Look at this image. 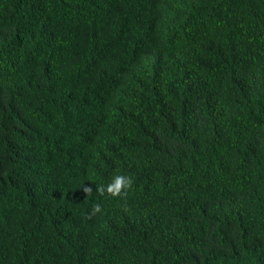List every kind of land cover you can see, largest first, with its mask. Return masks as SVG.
<instances>
[{"label": "trees", "instance_id": "trees-1", "mask_svg": "<svg viewBox=\"0 0 264 264\" xmlns=\"http://www.w3.org/2000/svg\"><path fill=\"white\" fill-rule=\"evenodd\" d=\"M0 264H264V0H0Z\"/></svg>", "mask_w": 264, "mask_h": 264}, {"label": "clouds", "instance_id": "clouds-1", "mask_svg": "<svg viewBox=\"0 0 264 264\" xmlns=\"http://www.w3.org/2000/svg\"><path fill=\"white\" fill-rule=\"evenodd\" d=\"M134 184V178L131 175H124L117 173L115 174L109 182L106 184L101 183L96 186L95 191L100 196H109L112 198L125 199L129 190L132 189ZM85 195H91L93 192V187L91 185H82L80 188ZM103 211L102 206L99 203L93 204L89 216L96 215Z\"/></svg>", "mask_w": 264, "mask_h": 264}]
</instances>
